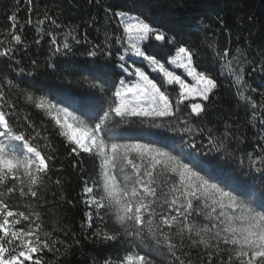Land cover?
<instances>
[{
  "label": "snow or ice",
  "instance_id": "snow-or-ice-1",
  "mask_svg": "<svg viewBox=\"0 0 264 264\" xmlns=\"http://www.w3.org/2000/svg\"><path fill=\"white\" fill-rule=\"evenodd\" d=\"M23 2L27 19L14 0L0 30V264H51L48 254L60 261L82 240L113 250L99 264H264V93L259 103L245 95V69L230 55L240 49L214 55L251 109V151L238 122L206 120L220 87L198 63L207 38L197 45L119 0H88L114 24L92 39L79 25L41 14L34 0ZM26 25L36 38H27ZM45 36V54L33 58L29 50H39ZM153 41L165 42L158 53L145 50ZM167 45L175 49L170 59ZM77 53L84 59L70 61ZM65 63L91 74L82 76L87 100L67 92L53 98L39 86ZM57 138L77 158L73 167L91 162L78 194L79 232L49 222L59 204H49V185L63 186L54 179ZM205 155L235 164L258 188L226 183Z\"/></svg>",
  "mask_w": 264,
  "mask_h": 264
},
{
  "label": "trees",
  "instance_id": "trees-1",
  "mask_svg": "<svg viewBox=\"0 0 264 264\" xmlns=\"http://www.w3.org/2000/svg\"><path fill=\"white\" fill-rule=\"evenodd\" d=\"M103 2L110 3L114 0H103ZM34 3L41 14L47 10L50 15L57 17L58 22L79 25L80 29L87 31L92 39H102L104 29L114 27V24L109 25L103 9L89 4L88 0H34ZM119 3L134 13L170 26L175 31L185 32V39L191 38L197 45L201 40L208 39L211 45L209 48H197L200 52L198 63L201 70L210 72L218 80L220 87L216 94L218 98L215 100V107L208 113L206 120L219 122L230 119L238 122L247 137L244 147L251 151L254 147L252 137L255 135L254 129L247 123L251 109L237 95L236 87L232 83L233 77L221 74L222 62L214 53L222 52L225 48L240 49L239 53H230L236 57L233 66L244 67L246 82L251 86L245 95L251 96L259 103L260 94L264 93V71L261 70V65H264V0H119ZM15 6L14 0H0V30L8 26L7 16ZM20 8L22 10L19 18L27 19L23 0ZM33 19H36L35 12ZM198 21H203V30L197 32L195 28L190 29V26ZM25 32L29 40L36 38V32L30 26H25ZM47 39L45 36L39 50L33 46L29 50V55L33 58H37L38 55L42 57L46 51ZM164 43L153 41L145 50L149 53H158L160 51L158 46ZM163 50L169 52V59L174 55L175 49L171 45H167ZM27 58L24 57L25 60ZM69 59L79 61L84 58L77 53L75 57ZM137 66L142 65L138 63ZM65 76L67 79H64ZM82 76L91 79L90 73L75 71L69 63H65L56 74L43 78L39 86L46 89L53 98L55 94L67 92L73 99L87 100L91 90L82 80ZM253 89L255 91H252ZM54 147L59 156L56 164L58 171L54 179L60 178L63 186L57 188L54 184L49 185V204L59 201L56 208L50 209L53 218L49 222L55 223L58 219L71 230L79 232L84 206L80 203L78 194L83 172L91 171V162L84 160L80 166L73 167L77 158L68 156L59 138L56 139ZM202 159L209 164L214 174L226 183L237 181L244 183L248 188H258V183L253 184L248 177L240 175L235 164L215 155H205ZM53 191L56 193L55 200ZM61 195L64 199H61ZM111 255H113L112 249L99 243L93 244L82 240L81 245L76 246L66 257H61L60 261L53 259L51 254L45 259L51 264H99L105 257Z\"/></svg>",
  "mask_w": 264,
  "mask_h": 264
},
{
  "label": "rangeland",
  "instance_id": "rangeland-1",
  "mask_svg": "<svg viewBox=\"0 0 264 264\" xmlns=\"http://www.w3.org/2000/svg\"><path fill=\"white\" fill-rule=\"evenodd\" d=\"M137 60H139L140 58H136ZM182 69H176V72H177V74H181L182 73ZM189 80H190V78H189Z\"/></svg>",
  "mask_w": 264,
  "mask_h": 264
}]
</instances>
